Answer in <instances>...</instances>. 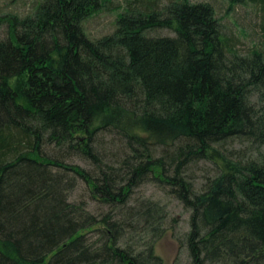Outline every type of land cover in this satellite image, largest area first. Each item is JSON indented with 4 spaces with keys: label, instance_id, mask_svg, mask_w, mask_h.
I'll return each mask as SVG.
<instances>
[{
    "label": "trees",
    "instance_id": "1",
    "mask_svg": "<svg viewBox=\"0 0 264 264\" xmlns=\"http://www.w3.org/2000/svg\"><path fill=\"white\" fill-rule=\"evenodd\" d=\"M102 1L0 15V264H164L151 181L188 212L187 264H264V154L227 146L264 145V0H123L90 39Z\"/></svg>",
    "mask_w": 264,
    "mask_h": 264
},
{
    "label": "rangeland",
    "instance_id": "2",
    "mask_svg": "<svg viewBox=\"0 0 264 264\" xmlns=\"http://www.w3.org/2000/svg\"><path fill=\"white\" fill-rule=\"evenodd\" d=\"M35 0H0V15L8 14L9 12L15 15H25L31 10V3ZM104 1V2H103ZM102 7L95 12L93 15L88 17L83 22V29L85 34L90 38H99L103 35L109 34L113 31L116 21V16L119 12H121L122 2L123 0H103ZM244 8H243V7ZM242 8L237 11L238 13V21L236 20V16H234V10H227L226 2L223 4L224 9V20L225 24L230 27H237L235 29L236 33L243 32L240 31V28H246L244 30L246 32L249 31L250 27L242 25V18L244 20H248V16L245 15L246 12L252 13L253 7L249 4H242ZM244 11V12H243ZM8 33V25L0 24V38H6ZM161 34H167V31H161ZM231 149L240 150V153L245 157L258 155L260 152L264 154V145L258 146L257 144H251L247 142L234 141L233 143H229L227 146ZM74 161H76L74 159ZM79 165L83 166V162L79 161ZM212 164L210 162L200 164L198 169L196 170L197 179L194 181L196 187L199 186L200 181H203V175L206 173V169H212ZM155 182H147L140 186L139 192L144 193L146 196H151L152 198H156L162 203L166 204L167 209L169 211V217L175 218L176 223H174L172 229L171 227L165 232V234L156 242L154 245L155 254L160 256L164 264H187L188 258L184 248H181L179 240H177V235L188 229V212L184 210L182 205L176 200L174 197L168 195L166 192H163L159 186H157ZM82 195H86L88 197L87 186L83 182V180L79 179V183L77 186L73 188L70 192L69 197L71 200L75 201L81 198ZM90 208H96L97 204L94 201L87 200ZM170 225V224H169Z\"/></svg>",
    "mask_w": 264,
    "mask_h": 264
}]
</instances>
